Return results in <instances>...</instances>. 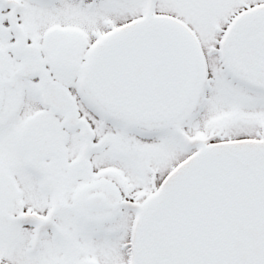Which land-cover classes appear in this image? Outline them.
<instances>
[{
  "label": "flooded vegetation",
  "instance_id": "1",
  "mask_svg": "<svg viewBox=\"0 0 264 264\" xmlns=\"http://www.w3.org/2000/svg\"><path fill=\"white\" fill-rule=\"evenodd\" d=\"M123 1L0 0V264H20L15 243L22 241L31 254H52L54 264H99L101 254L118 264L117 238H134L129 227L187 155L216 142L264 144V39L249 56L239 34L233 36L239 56L230 41L221 39L230 28V0H178L181 9L216 17L209 31L201 26L203 35L212 33L208 40L179 9L174 20L152 13V0H140L147 4L144 12L118 24L119 13L127 10ZM255 18L262 20L249 27L264 37V11ZM161 20L193 37L187 42L194 84L184 107L169 116H141L104 102L88 81L89 63L100 45L135 24ZM199 49L215 52L205 55ZM60 95L64 102L54 98ZM200 118L216 136L194 139L200 145L184 157V139L196 136ZM231 125L238 134L225 131ZM31 130L53 148L34 166L26 163L21 147ZM94 193L104 196L103 207L89 205ZM53 210L52 226L44 227ZM67 210L73 211L72 219L62 216ZM27 214L25 220L14 219ZM88 215L126 225L125 232L98 218L91 222ZM84 239L102 244L85 248Z\"/></svg>",
  "mask_w": 264,
  "mask_h": 264
},
{
  "label": "water",
  "instance_id": "2",
  "mask_svg": "<svg viewBox=\"0 0 264 264\" xmlns=\"http://www.w3.org/2000/svg\"><path fill=\"white\" fill-rule=\"evenodd\" d=\"M134 40L146 45L131 54L128 43ZM185 60L183 38L151 25L145 33L103 47L100 62L107 75L96 90L131 111L148 106L154 113L171 110L188 94V87L180 88L188 78ZM150 64L167 73L162 79L166 92L147 95L149 103L144 104L129 92L127 74L131 67ZM137 254V264H264V148L227 144L183 163L166 179L161 198L141 221Z\"/></svg>",
  "mask_w": 264,
  "mask_h": 264
},
{
  "label": "rangeland",
  "instance_id": "3",
  "mask_svg": "<svg viewBox=\"0 0 264 264\" xmlns=\"http://www.w3.org/2000/svg\"><path fill=\"white\" fill-rule=\"evenodd\" d=\"M246 4H245V7H248V8H256L258 6L257 3H255L254 1H257V0H246ZM264 1V0H263ZM141 1L140 0H124L123 4L124 6L127 7V10H125V12H122V13H119L118 15V18L116 21H121V20H124L128 17H131L133 15H136V14H139L141 12H144V6L142 5V3H140ZM152 6H153V10H154V6L156 9H164V10H168L169 12L170 11H176L177 9L178 12L182 13L186 18H188L194 25H196V27L199 29L200 33H201V26L204 25L205 27H208V31H209V26H210V22H211V19H215L216 17H205V16H201L199 14H196V13H193L189 10H185V9H181L179 7V3H178V0H152ZM242 7V2L240 0H230V10H236L238 8H241ZM202 35V38L203 40H208L209 39V36L212 35V33L209 32L208 35ZM214 35V34H213ZM263 115H264V112H263ZM184 127V130H187L191 127V125L188 127L186 125H183ZM196 128H198V130H194V132H196V136L195 137H198V136H204V135H207V134H214V132H211L212 130H214L213 128H211V126L206 122V119L205 118H200L198 119L197 121V124H196ZM192 130V129H191ZM216 131V130H215ZM222 130H219L218 132H220ZM227 132H230L232 134H238L239 132L236 130V129H233V126H229V128H227V130H225ZM194 137H191L189 138V142H191L190 139H193ZM200 141H204V140H200ZM148 147V145H147ZM189 150V148H184V154ZM186 151V152H185ZM33 180V184H36L37 185V181L35 182L34 179ZM74 182L76 181H71V184H73ZM37 195L38 196H42L43 197H46L47 194H41L40 191H37ZM44 206L47 205L43 203ZM47 208L46 207H43V211H45ZM62 216H65L67 218H70L72 219L73 217V211L72 210H67L65 214H62ZM91 216H87L88 219H91L90 221L91 222H94V218H98L97 215L93 216V218H89ZM101 222H103V224L105 226H107L108 228H117L118 231L121 229L123 232H125V229H126V225H124L122 228L120 226V224H113L111 222H107V221H104L103 218H98ZM69 221V220H68ZM78 233V232H76ZM76 238H79L80 236H75ZM122 237V236H121ZM121 237H118L117 240L121 241L122 238ZM85 240V248H86V245L88 248H92L93 246L95 245H99V244H102L100 243V241H97V242H91L89 241L90 239H84ZM16 244V250H17V253L15 255V258L19 261L20 264H54L56 261H55V257L51 254H47L46 256L42 257L40 252L37 253V254H31L28 252V248L27 246L23 243V241L20 243H15ZM105 244H109V243H104V246ZM103 249H106L108 250L109 253H111L112 257H115L116 255L113 254V252L111 251L110 247L109 246H106L104 247ZM114 251L117 252V256H118V260H117V263L118 264H123L124 262V253L122 250H120L118 247H114ZM100 257V256H99ZM101 261L99 264H110L107 260V258L105 257L104 254H101V257L99 258ZM111 261V259H110ZM114 263L115 260L112 259L111 263Z\"/></svg>",
  "mask_w": 264,
  "mask_h": 264
}]
</instances>
